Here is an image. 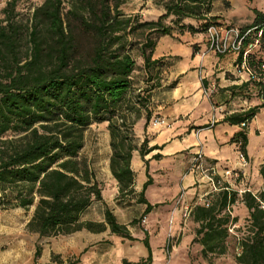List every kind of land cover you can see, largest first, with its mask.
Masks as SVG:
<instances>
[{
	"label": "trees",
	"instance_id": "trees-1",
	"mask_svg": "<svg viewBox=\"0 0 264 264\" xmlns=\"http://www.w3.org/2000/svg\"><path fill=\"white\" fill-rule=\"evenodd\" d=\"M16 0H7L0 19V192L8 207L25 210L33 207L26 229L40 237H55L80 230L101 232L132 239L127 226L120 224L102 198V186L87 161L79 157L85 129L92 123L106 122L111 154L109 170L118 183V194L134 193L131 168L132 129L145 110L144 128L151 117L150 93L159 87L167 73L166 59H151L157 38L172 35L171 26L162 21L173 16L180 34L205 33L211 24L230 25L241 31L253 29L264 36V10L252 9L253 19L245 25L222 20L214 13L215 0H159L164 13L156 21H138L120 11L124 0H43L25 21L14 18ZM196 21L200 28L186 24ZM144 32L140 41L145 89L133 87L135 72L132 42L128 36ZM152 33H158L153 41ZM143 34V33H142ZM83 40L88 41L84 46ZM247 64L260 72L264 61L255 51ZM252 82L258 87L259 83ZM175 85H167L168 89ZM260 99L263 102L264 100ZM256 108L229 115L231 124L249 121ZM244 135L242 136V140ZM139 147L143 159L158 146ZM243 144L241 143V148ZM159 158V154L152 156ZM145 165L147 161H144ZM147 170V166H146ZM139 191L143 215L153 205L144 197L151 177ZM8 193V194H7ZM258 198V199H257ZM246 191L221 189L210 196L208 206L195 204L189 213L198 223L195 231L203 254L226 252L230 217L234 203L246 208L245 233L237 241V264H264V209L259 200ZM1 203V202H0ZM95 203L103 204L102 220L85 219ZM148 256L136 264H151ZM37 247L35 259L39 256Z\"/></svg>",
	"mask_w": 264,
	"mask_h": 264
},
{
	"label": "crops",
	"instance_id": "crops-1",
	"mask_svg": "<svg viewBox=\"0 0 264 264\" xmlns=\"http://www.w3.org/2000/svg\"><path fill=\"white\" fill-rule=\"evenodd\" d=\"M229 2L234 7V0ZM252 9L254 7L248 11L251 21ZM192 22L185 20L186 24L193 25ZM202 40L204 35L198 32L157 38L151 59L164 58L168 61L169 68L164 80H173L175 85L162 92L161 104L155 108V115L164 124L153 131L148 147L158 146L159 149L151 151L149 157V154L144 156V161L150 162V158L154 161L155 170L158 163L163 171L174 163L175 174L183 177V186L188 189L184 201L191 202L196 196L194 181L197 176L188 172V165L191 155L198 148L202 150L206 162L215 165L219 177H227L223 175L227 169L239 171L240 178L230 180L234 183L231 189L236 191L242 178L246 180L243 186L249 182V177L261 183L256 164L264 158V106L261 99L255 95L251 97V94H255V90H252L254 84L249 82L245 72L236 69V55L205 53L206 46L200 44ZM260 58L264 61V56ZM206 90L211 93L210 96L205 94ZM250 108H256V112L249 121L231 124L225 120L229 115L244 113ZM203 132L205 135L201 139ZM238 150L247 159L244 167L238 163ZM155 154H159L158 159L152 158ZM131 162L139 169L141 160L138 156L133 155ZM139 171L143 176L140 180L144 183L146 170ZM96 179L102 186L103 201L118 220L117 211L112 206L113 198L118 194L117 181L114 177ZM262 185H258L257 189L246 188L258 191ZM133 189L134 192L138 191L135 183ZM245 209L244 206L240 209V215L244 216ZM32 210L26 216L20 215V212L27 211L20 207L3 208L0 203V264H136L148 256V249L143 243L145 233L143 236L134 234L125 220L118 222L127 226L131 240L112 234L108 227L101 232L80 230L67 235L40 237L26 229ZM98 220L101 221L102 216ZM156 220L158 235L152 239V234L146 233L151 264H160V254L153 249L152 243L160 238L155 244L158 246L166 229L163 212L157 215ZM37 247L40 253L35 259Z\"/></svg>",
	"mask_w": 264,
	"mask_h": 264
},
{
	"label": "rangeland",
	"instance_id": "rangeland-1",
	"mask_svg": "<svg viewBox=\"0 0 264 264\" xmlns=\"http://www.w3.org/2000/svg\"><path fill=\"white\" fill-rule=\"evenodd\" d=\"M7 0H0V19L4 18L2 9L5 7ZM43 0H16L14 5V18L16 20L25 21L31 15L34 7L40 5ZM159 0H124V3L120 6V11L125 16H136L138 21H156L158 17L164 13L162 6L158 3ZM234 7H231L229 0H215V11L217 15L221 17L222 20L227 22L235 23L236 25H245L250 23L248 19V14L250 8H260L264 10V0H234ZM249 11V12H248ZM193 27L200 28L196 21H193ZM164 26L173 27V34L179 35V26H177L173 16H170L162 21ZM198 31L201 35H204V41L202 40L200 44L206 46L205 33ZM143 33V34H142ZM193 34V32H189ZM158 33H152L151 39L155 41L158 37ZM183 37V36H182ZM144 39V32L136 30L133 34L128 36V40L132 42V57L135 64V72L133 77L135 89H145L148 85L145 83V75L142 69V58L140 55V41ZM88 41L83 40L84 46H88ZM196 47V45H195ZM255 51L256 56H264V36L261 37L259 48ZM231 54V53H228ZM226 54V55H228ZM164 73L162 76H164ZM173 80L167 81L165 79L161 82L159 87L154 88L150 93L149 108L147 109L151 113L149 122L144 128V115L145 110L141 109V117L133 125L132 129V142L136 147L133 151V155L139 157L140 167L137 169L135 164L131 162V168L134 174V183L136 184L137 192L131 194H116L113 198L112 206L117 211L119 216L118 220L127 221L129 228L134 234H140L143 236L144 233H151L152 239L158 235V222L156 220L157 215L163 212V220L165 221V233L164 238L157 246V242L160 238L153 241V249L158 251L160 254V264H237L235 262V255L239 252L237 248V241L245 233V224L248 212L244 216L240 215L239 211L243 208L242 203L236 202L233 205L231 218L237 217V221L233 225H229V236L226 241V252L222 255H210L202 253V246L198 242V237L195 235V231L198 228V223L194 222L189 215H185L184 206L191 203L190 201H184L186 192L188 189L183 186V177H178L174 172V163L170 164L165 171L162 170L160 163H158V168L155 170L153 168L154 161L150 158V162H146L147 170L145 168V158L139 156V147L142 145L143 141H146L143 145L148 147L150 137L153 131L158 129L159 125H154L155 120H161L157 115H155V108L158 104H161L162 92H165L167 85L172 83ZM159 88V89H158ZM252 90H255L256 98L260 99V94L258 87L253 85ZM253 93V91H250ZM254 96V97H255ZM214 123L213 125H215ZM106 122L103 123H92L85 129V140L83 148L79 152V157L84 158L95 177L99 179H105L106 177H113L109 170V157L111 154V149L109 146V135L106 129ZM205 132L201 134V139H203ZM11 137L10 134H5L0 137V139H5ZM264 140V136H263ZM147 155V157H149ZM132 161V159H131ZM156 167V164H154ZM256 169H258L261 177V183L264 184V158L260 163L256 164ZM144 171L151 177V185H149L145 192L144 197L153 205L151 213L143 215V210L145 205L139 203V191L143 182L140 180L143 176L141 172ZM145 172V173H146ZM185 172V170L183 171ZM144 177L146 178V174ZM243 182L246 180L241 179L239 189L250 187L251 189H257L258 185L254 178L249 177V182L243 186ZM232 185L234 183L232 182ZM184 192V196L179 202V197ZM148 193V196H147ZM8 194V193H7ZM0 192V202L3 208H9L6 197L2 198ZM240 207V208H239ZM33 209V207H31ZM27 212H20V215H28L30 209ZM103 204L95 203L91 206L88 213L85 214V219L98 220L102 216ZM151 217V218H150ZM150 219V220H149ZM145 220V221H144ZM144 221V222H143ZM121 237V236H119ZM122 238V237H121Z\"/></svg>",
	"mask_w": 264,
	"mask_h": 264
},
{
	"label": "built area",
	"instance_id": "built-area-1",
	"mask_svg": "<svg viewBox=\"0 0 264 264\" xmlns=\"http://www.w3.org/2000/svg\"><path fill=\"white\" fill-rule=\"evenodd\" d=\"M253 29H247L241 31L238 27L230 25H215L211 24L205 31L206 51L212 52L216 55H226L231 53L236 55L237 62L235 67L238 71H243L248 75L249 81L259 83L260 95L264 100V64L260 67V72L256 73L249 68L247 64L248 55L259 48V44L262 37V31H258L255 36H252ZM204 55V53H203ZM201 79L204 78L202 75ZM207 96H210L209 91H205ZM164 121L155 120L154 125H163ZM244 125V123H242ZM238 163L241 167L247 165V159L241 150L237 152ZM188 172L194 173L195 177L194 186L196 188V196L190 204L184 206L185 215H189L191 208L197 204H204L208 206L210 203V196L218 192L221 189L231 190L232 182L231 179L237 180L240 177L237 169H227L223 171V175L227 177H219V172L215 165H211L206 162L204 154L200 148H198L190 158L188 165ZM249 191L257 198L258 194L264 196V184L260 190H250L247 188L237 190L238 194L241 195L244 192ZM184 196L182 191L179 202H181ZM258 199V198H257ZM260 207L264 209V200H259ZM145 221V220H144ZM143 221V222H144Z\"/></svg>",
	"mask_w": 264,
	"mask_h": 264
}]
</instances>
